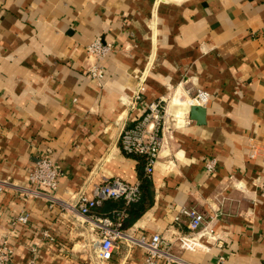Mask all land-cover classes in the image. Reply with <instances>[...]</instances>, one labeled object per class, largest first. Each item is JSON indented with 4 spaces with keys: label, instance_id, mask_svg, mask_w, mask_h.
Listing matches in <instances>:
<instances>
[{
    "label": "crops",
    "instance_id": "obj_1",
    "mask_svg": "<svg viewBox=\"0 0 264 264\" xmlns=\"http://www.w3.org/2000/svg\"><path fill=\"white\" fill-rule=\"evenodd\" d=\"M96 37L111 44L98 61L87 51ZM96 64L101 78L88 74ZM178 88L209 92L201 121L178 117L189 108ZM159 99L178 116L162 133L150 205L125 230L173 240L188 231L180 209L194 207L221 244L174 245L172 264H264V0H0V243L8 237L16 264L34 245L36 264H98L82 216L21 188L44 153L61 168L65 203L113 177L139 181L119 135ZM123 249L104 264H143Z\"/></svg>",
    "mask_w": 264,
    "mask_h": 264
},
{
    "label": "built area",
    "instance_id": "obj_2",
    "mask_svg": "<svg viewBox=\"0 0 264 264\" xmlns=\"http://www.w3.org/2000/svg\"><path fill=\"white\" fill-rule=\"evenodd\" d=\"M110 48L109 42H104L100 37H96L88 45L87 51L98 61L109 52ZM88 71V74L94 78L103 76L102 68L97 64L89 68ZM208 96V91L198 89L189 96L186 106H202L206 103ZM136 98H139L138 94L135 95ZM164 101V99H159L149 102L144 116L133 125L124 126L119 135L120 147L124 153L129 155L140 154L144 157V172L148 176L153 173L159 156L162 133L169 130V125L161 114ZM164 112L166 115V108H164ZM216 165L217 161L212 157L206 161L205 169L212 172ZM61 174L62 171L58 163L48 153L41 154L29 173L27 185L21 188V193L23 196L43 197L47 200L49 207L56 204L60 205L61 208L69 207L82 216L97 234L95 258L98 264L110 261L122 240L126 241L127 244L132 243L141 247L143 264H159L160 261H164V264L180 262L181 259L172 251L174 245H177L181 250L194 251L206 247L205 240H212L221 244L220 238L214 231L213 217L207 218L204 213L194 207L187 206L180 209V214L188 218V231L175 234L173 240L166 238L159 232L150 234L142 232L138 235L130 233L121 228L126 215L123 209H114L110 215H105L93 212V208L106 199L121 198L125 204L137 201L139 198V181L130 183L119 177H113L96 185L91 197L82 190L77 192L74 204H69L56 196L58 179ZM0 190H2V186H0ZM179 218V215L175 216L176 221ZM17 220L25 223L28 220L27 213L21 211ZM43 234L53 240V236L48 231L44 230ZM31 252L32 255L23 264H36L35 245L31 247ZM0 264H16L13 259V250L8 245V237L0 243ZM217 264H224V259L220 257Z\"/></svg>",
    "mask_w": 264,
    "mask_h": 264
},
{
    "label": "trees",
    "instance_id": "obj_3",
    "mask_svg": "<svg viewBox=\"0 0 264 264\" xmlns=\"http://www.w3.org/2000/svg\"><path fill=\"white\" fill-rule=\"evenodd\" d=\"M132 156L137 157L138 159V168L140 169L139 173V198L135 202H131L128 204H125L124 201L121 198L118 199H106L102 201L100 205L103 203L108 204L110 203V210L107 213H103L105 215H110L111 211L114 209H123L126 213L121 228L125 229L129 223L133 222V219H135L138 214L142 213L146 208L150 205L151 202V182H150V176L145 174L143 167H144V157L140 154H132ZM141 167V168H140ZM99 206V205H98ZM98 206L94 207L95 210ZM99 212V211H98Z\"/></svg>",
    "mask_w": 264,
    "mask_h": 264
},
{
    "label": "rangeland",
    "instance_id": "obj_4",
    "mask_svg": "<svg viewBox=\"0 0 264 264\" xmlns=\"http://www.w3.org/2000/svg\"><path fill=\"white\" fill-rule=\"evenodd\" d=\"M177 95L178 96H180L181 98H183L184 99V103H185V105H183L185 108H187V103H186V101L189 99V96H191V95H189V94H182V92H184V89L182 88V89H180V88H178L177 90ZM162 106H163V109L161 110V114L163 115V117L165 118V120L167 121L166 123H168L169 121L171 122V119L174 117V115H172L170 112H169V108H170V105H169V102H167V101H164L163 103H162ZM179 106V105H178ZM164 108H166V115H165V112L163 113V111H164ZM170 114V115H169ZM179 118H181L180 116H178ZM123 247H126V248H136V249H139L140 251H141V253L143 252V250L141 249V247H139L138 245H136V244H132V243H129V244H127L126 243V241H124V240H122V242L120 243V245H119V248L116 250V251H119L120 250V252H123V250H125V249H123Z\"/></svg>",
    "mask_w": 264,
    "mask_h": 264
},
{
    "label": "water",
    "instance_id": "obj_5",
    "mask_svg": "<svg viewBox=\"0 0 264 264\" xmlns=\"http://www.w3.org/2000/svg\"><path fill=\"white\" fill-rule=\"evenodd\" d=\"M205 113V109L199 105H191L188 109L183 111V114L180 116L182 118L191 117L197 120H202V115Z\"/></svg>",
    "mask_w": 264,
    "mask_h": 264
},
{
    "label": "bare ground",
    "instance_id": "obj_6",
    "mask_svg": "<svg viewBox=\"0 0 264 264\" xmlns=\"http://www.w3.org/2000/svg\"><path fill=\"white\" fill-rule=\"evenodd\" d=\"M185 101H183L182 103H180L181 105H185V103H184ZM172 115H174V116H178V114H174L173 112H171V111H169Z\"/></svg>",
    "mask_w": 264,
    "mask_h": 264
}]
</instances>
